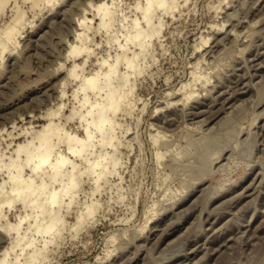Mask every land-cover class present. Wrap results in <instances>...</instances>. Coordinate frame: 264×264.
<instances>
[{"label":"rangeland","instance_id":"1","mask_svg":"<svg viewBox=\"0 0 264 264\" xmlns=\"http://www.w3.org/2000/svg\"><path fill=\"white\" fill-rule=\"evenodd\" d=\"M35 1L0 5V42L7 47L0 46L3 164L25 159L49 123L59 126V137L68 131L83 135L72 115L79 111L73 95L80 78L67 75L73 59L66 58V50L78 27L74 21L85 15L95 26L99 19L93 18L91 0L33 6ZM137 1H118L110 35L87 32L94 52L77 70L82 77L91 75L101 58L113 62L121 53L112 36L123 42L128 20L120 18H138ZM176 1L171 14L161 12V35L138 61L140 73L129 77L128 95L114 116L120 123L116 171L101 178L99 187L93 175L78 180L47 259L39 264H264V0ZM118 71L125 75L127 68L119 64ZM191 72L201 78L193 81ZM182 83L194 92L189 99L183 95L187 90L180 91ZM155 133L161 136L156 144ZM28 140L33 147L17 156L14 150ZM59 152L68 155L64 143ZM6 169H0L3 196L9 188ZM2 209L1 225L25 213L18 202ZM2 234L8 233H0V250L12 245L11 235ZM35 239L41 247V236Z\"/></svg>","mask_w":264,"mask_h":264},{"label":"bare ground","instance_id":"2","mask_svg":"<svg viewBox=\"0 0 264 264\" xmlns=\"http://www.w3.org/2000/svg\"><path fill=\"white\" fill-rule=\"evenodd\" d=\"M5 1L6 0L0 2V5ZM57 1L59 0H39V2H33V6L39 5L40 3L55 4ZM118 1L119 0H91V2H88L89 4H87L91 7L90 9L92 10L93 8L95 11V14L93 13V18L98 17L99 22L97 25L92 26V21L94 19L88 18L85 15H80V17H82L81 19H77L78 22H76L77 20L75 19L76 21L74 22L77 23L79 28L77 27L78 29H74V31L76 30L74 34L73 32L71 33L73 34V39H71L70 46L66 50V58L73 59V63L67 75L75 79L80 78L79 84L77 85L78 88L75 91V95H73L74 99L77 100L79 111H75L72 115H74L73 117H75V115L78 116L81 122L80 125L83 130V135L81 136L76 132L68 131L63 136L59 137V126H56V124H54L55 122L52 125H49V123V126L47 125L46 127L45 125L46 128L43 133L41 131V134L38 135L39 139L36 138L38 139L36 140L38 141L37 145L33 147L32 141L29 142L30 140H28L29 144L25 142L24 143L27 145L20 143L21 145H18L16 149L14 148V153L19 154L21 151L23 152L25 147L32 144L31 146L33 148L31 149L33 150L29 149L28 151L27 149V152H25V159L23 158V160H21L19 158L20 156L16 154L18 156L17 159H13L10 162L12 159L10 157L11 159L8 161L10 163H5L3 160L5 163L3 164V162L0 161L2 162L0 164V169L7 168L6 170H8L9 173V188L4 192V196L3 190L5 188L3 189V187L0 186V219L3 217L1 212L4 205L11 206L18 202L25 211L23 214H18L14 222L5 219L4 224H0L3 230L0 229V231L8 233L6 234L7 236L11 235L12 240V245L10 247H7L10 244L7 246L3 245L7 248L3 247V250H0V264L41 263L46 258L45 252L48 245L53 242L56 235H58L57 233H59V231H57L56 234L54 232V230L57 229L56 226L64 222L63 216H61L63 207L65 206L68 208L71 202L70 200H72L75 194H77L76 192H78V180L84 174L93 175L94 181L97 184L96 186L99 187L97 182H99L101 178L106 177V175L114 173L116 167L119 165L120 155L115 156V152L119 151L116 150L117 146L119 147L117 144L119 140H117L115 136V126H119L120 123L118 124L116 122L114 116L119 107L122 106V99L128 95L124 89L127 86L129 77L140 73L139 66L141 65H139V63L141 60L143 61L145 55H147L146 51L150 48L152 41L159 39L161 35V30H163V21L160 19L161 14H167L165 12H170L173 7L175 10L178 2L176 0H138L135 2L133 9L137 11L140 16L137 18L135 15V17L130 20L125 15L120 18V23L128 20V23L121 24L125 31L123 34V42H120L121 40L119 41L118 36H112L113 42L117 45L116 48L119 49L121 53L116 54L113 62L112 60H110V62L107 57L101 58V60L98 61V68L94 70L91 75L82 77L77 73V70L86 64L94 52L87 44V38L89 37L87 36V32L90 30H94V32L104 31L106 35H110L109 33L112 31L114 22L116 21L115 16L117 15ZM183 1L187 2L188 0ZM176 2L177 5H174ZM87 9L88 8L84 10ZM82 12L84 13V11ZM171 12L169 14H171ZM22 15L23 13L18 16V19L23 18ZM224 33H226V31ZM7 38L9 39L10 36H7ZM112 38L110 39L109 37L110 40H112ZM110 40L107 43H111ZM203 42H205L204 39ZM1 45L2 48H7L5 43L0 42V46ZM77 60H79L78 63H76ZM139 60L140 62H138ZM119 64H123L127 68V73L125 72V75H122V73L120 75L118 71ZM192 73L193 72H191V74ZM191 76L193 77V81H197L201 78L200 75L197 76L196 73H193ZM189 84L184 83L181 85L180 89V91L187 90V92L183 91L185 92L183 95L186 99H189L194 93L193 90L188 91L189 89L187 88ZM80 92H83V95L82 98L78 100L77 98ZM124 92L127 94H124ZM89 93L97 99L94 98L95 100L91 101L92 99L90 100ZM120 93L122 95H120ZM176 101L178 102L177 98ZM127 102L123 105L128 106L131 103ZM124 107L126 108V106ZM54 115H56V113ZM50 119L48 120L50 121ZM42 128L41 130H43ZM54 136H57L56 142L53 140ZM160 138V134L153 135L152 137L155 144ZM60 143L66 145L68 155L59 152ZM108 147L110 150L107 149ZM96 148L97 150L99 148V150L96 151ZM156 151V160L159 162L163 153L160 149ZM85 165L89 166L85 168ZM81 166H83V168H80ZM25 167L28 168L30 172L26 174V176L23 173ZM55 184L59 187L55 186L54 189ZM66 199L67 201L69 200V202H66L64 205ZM87 207H89L87 210L90 212L93 210L92 206V210H90V206L87 205ZM89 211L84 215H88ZM80 216V218H82L83 215L81 214ZM82 219L78 220V223L82 221ZM25 223H27V226L25 225L24 227L23 224ZM38 235L41 236L43 240V245L41 247H38L36 243L37 239H35V237ZM9 239L10 238H8V240ZM16 248L19 249L20 253L15 254L14 257L11 258L12 252H14Z\"/></svg>","mask_w":264,"mask_h":264}]
</instances>
